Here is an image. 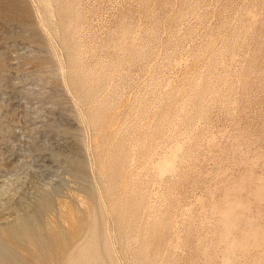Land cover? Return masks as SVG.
<instances>
[{
	"label": "rangeland",
	"instance_id": "rangeland-1",
	"mask_svg": "<svg viewBox=\"0 0 264 264\" xmlns=\"http://www.w3.org/2000/svg\"><path fill=\"white\" fill-rule=\"evenodd\" d=\"M0 264H264V0H0Z\"/></svg>",
	"mask_w": 264,
	"mask_h": 264
},
{
	"label": "water",
	"instance_id": "water-1",
	"mask_svg": "<svg viewBox=\"0 0 264 264\" xmlns=\"http://www.w3.org/2000/svg\"><path fill=\"white\" fill-rule=\"evenodd\" d=\"M16 193H20V190L17 189ZM47 193L48 191H45V190H37L35 200L29 203L15 201L14 196H9L7 202H5L2 206L3 210L8 211L10 214H12L13 218H16L18 213L22 214L23 216L19 217L17 221L15 222V224L13 223L14 225L13 224L8 225V228L9 226H12V228L13 227L18 228L22 226L23 224L27 225L29 221H32L30 222V224H33L34 227H37L38 224L40 225V222L43 216V214L41 213V209H42L43 204L45 203V198L47 196ZM52 205H53V208L55 209V204H52ZM35 212L36 214L32 215Z\"/></svg>",
	"mask_w": 264,
	"mask_h": 264
},
{
	"label": "bare ground",
	"instance_id": "bare-ground-1",
	"mask_svg": "<svg viewBox=\"0 0 264 264\" xmlns=\"http://www.w3.org/2000/svg\"><path fill=\"white\" fill-rule=\"evenodd\" d=\"M49 8V7H48ZM5 242V241H4ZM8 243V242H7Z\"/></svg>",
	"mask_w": 264,
	"mask_h": 264
}]
</instances>
